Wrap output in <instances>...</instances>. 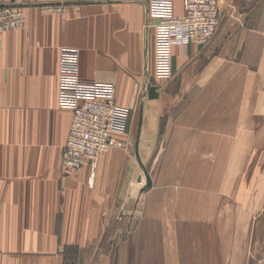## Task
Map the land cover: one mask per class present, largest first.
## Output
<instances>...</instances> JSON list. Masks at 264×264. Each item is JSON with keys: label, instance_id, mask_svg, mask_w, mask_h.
<instances>
[{"label": "crops", "instance_id": "1", "mask_svg": "<svg viewBox=\"0 0 264 264\" xmlns=\"http://www.w3.org/2000/svg\"><path fill=\"white\" fill-rule=\"evenodd\" d=\"M4 3L20 7L24 22L0 32V264L134 263L129 247L143 251L153 244L142 222L129 235V143L100 155L90 185L88 166L61 168L71 112L57 102L58 61L62 48L78 49L79 75L112 83L116 102L134 103L143 119L156 21L146 14L147 0ZM174 9L183 14L182 0L174 1ZM263 11L264 0H222L219 27L208 44L173 47L168 81L184 53L195 58L222 51L232 40L264 39ZM190 63L180 68L181 76L194 69ZM156 213L159 219L161 210L149 205L148 217ZM195 242L188 257L174 255L171 263L213 264L210 238L204 253ZM157 257L147 261L166 263Z\"/></svg>", "mask_w": 264, "mask_h": 264}, {"label": "rangeland", "instance_id": "2", "mask_svg": "<svg viewBox=\"0 0 264 264\" xmlns=\"http://www.w3.org/2000/svg\"><path fill=\"white\" fill-rule=\"evenodd\" d=\"M223 50L180 55L171 81L153 70L144 118L131 106L121 135L129 143V235L142 222L153 246H130L129 264H177L172 256L188 257L195 240L204 253L207 238L213 264H264V39L232 40ZM189 62L194 69L181 76ZM149 205L159 219L148 217ZM157 256L166 263L147 261Z\"/></svg>", "mask_w": 264, "mask_h": 264}, {"label": "built area", "instance_id": "3", "mask_svg": "<svg viewBox=\"0 0 264 264\" xmlns=\"http://www.w3.org/2000/svg\"><path fill=\"white\" fill-rule=\"evenodd\" d=\"M174 1L147 0L146 5L147 16L156 19L151 24L154 76L163 81L173 78V47L208 44L220 23V0H182V15L175 13ZM23 22L20 7L0 4V32L19 28ZM79 57L76 48L64 47L59 52L57 102L71 112L60 165L64 171L88 166L90 185L100 155L110 148L126 147L121 135L126 132L131 106L116 102L112 83L82 78Z\"/></svg>", "mask_w": 264, "mask_h": 264}, {"label": "water", "instance_id": "4", "mask_svg": "<svg viewBox=\"0 0 264 264\" xmlns=\"http://www.w3.org/2000/svg\"><path fill=\"white\" fill-rule=\"evenodd\" d=\"M143 166V165H142ZM143 170H144V174H145V187L146 188H150L151 185H152V181H151V178L149 176V174L147 173V171L145 170V168L143 167Z\"/></svg>", "mask_w": 264, "mask_h": 264}]
</instances>
